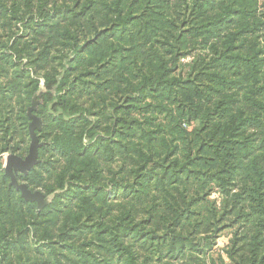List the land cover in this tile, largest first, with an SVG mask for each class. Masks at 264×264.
<instances>
[{"label": "trees", "instance_id": "16d2710c", "mask_svg": "<svg viewBox=\"0 0 264 264\" xmlns=\"http://www.w3.org/2000/svg\"><path fill=\"white\" fill-rule=\"evenodd\" d=\"M0 264H264V0H0Z\"/></svg>", "mask_w": 264, "mask_h": 264}, {"label": "water", "instance_id": "95a60500", "mask_svg": "<svg viewBox=\"0 0 264 264\" xmlns=\"http://www.w3.org/2000/svg\"><path fill=\"white\" fill-rule=\"evenodd\" d=\"M41 93H45V91L40 90L35 94L31 106L27 110V116L30 120V123L28 125L30 143L28 146L27 155L21 158L13 154H8L5 157L3 166L4 174L10 178L9 186L18 191L21 198L25 202L35 203L39 210H41L51 202L52 196L45 197L40 191L32 192L26 184L20 183L16 179V176L18 174L26 176L30 171H32L41 163L38 153L39 149L44 146V144L39 141L37 132L41 131L42 123L41 120L34 114L38 106L36 98Z\"/></svg>", "mask_w": 264, "mask_h": 264}, {"label": "rangeland", "instance_id": "374dc122", "mask_svg": "<svg viewBox=\"0 0 264 264\" xmlns=\"http://www.w3.org/2000/svg\"><path fill=\"white\" fill-rule=\"evenodd\" d=\"M227 240L226 237H222L218 242V248L220 249L223 246V243H225Z\"/></svg>", "mask_w": 264, "mask_h": 264}, {"label": "built area", "instance_id": "2783aa9c", "mask_svg": "<svg viewBox=\"0 0 264 264\" xmlns=\"http://www.w3.org/2000/svg\"><path fill=\"white\" fill-rule=\"evenodd\" d=\"M5 157H6V154H2V155H1V158H2V160H3V166H4V160H5Z\"/></svg>", "mask_w": 264, "mask_h": 264}]
</instances>
